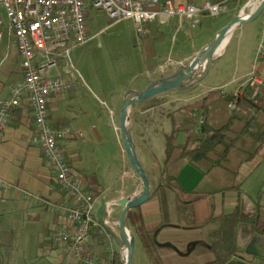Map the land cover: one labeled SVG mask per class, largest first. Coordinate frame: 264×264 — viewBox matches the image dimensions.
Listing matches in <instances>:
<instances>
[{
    "label": "crops",
    "instance_id": "1",
    "mask_svg": "<svg viewBox=\"0 0 264 264\" xmlns=\"http://www.w3.org/2000/svg\"><path fill=\"white\" fill-rule=\"evenodd\" d=\"M195 1L199 6L202 5L200 3L207 0ZM225 1L227 0H215L214 3ZM260 2V0H247L245 12L251 14L259 7ZM235 9L230 12L226 11L231 15L229 23L235 17L232 15ZM261 16L257 39L251 37L249 31H245L252 23L236 26L229 34L223 50L213 60L207 75L195 86V90L198 91L200 87H203L205 80L209 79L210 81L205 88L206 91L200 94L204 95L202 108L208 111L206 122L211 128L215 127L214 123L216 122H214L213 115H215V119H218L220 110H224V115H220V119L221 117L224 119V124L232 116H236L233 127L235 133H238L244 124L252 123L254 120L258 124L264 123V65H260L258 68L261 84L258 86L256 97H253V89L246 85V79L255 63L261 40L264 18L263 14ZM175 23L180 26L190 24L186 20L174 18L167 21V26ZM152 24L149 25L150 34H152ZM219 30L215 35L221 31ZM10 37L8 36L9 41L5 46H3L4 40L0 45V100L7 98L10 88L24 78L17 44L15 42L13 44ZM177 56L178 59L175 60L174 65L155 67L149 74L146 86L134 93L144 91L153 81L167 75L168 71L186 65L197 55L186 56L184 52H180ZM239 90L243 91V98L235 109H231L230 105L234 95ZM181 91L184 90L181 89ZM82 93L83 87L77 83L73 85L70 93L52 97L49 101V114L53 126L57 129L70 127L74 132V135L60 142L62 151L70 160L75 173L85 187L98 195V205L104 198L117 201L122 197L139 196L142 192V182L135 171L128 174L132 181L131 185L119 188L118 185L122 177L112 178V180L101 179L85 166L83 152L76 146L75 140L81 138L85 139L86 144H100L103 141V132L95 125L96 122L87 125L82 122V109L76 107L75 110H72L74 103H78V100L80 101L82 98ZM134 97V94L128 95L122 99V102ZM245 102L253 104L255 107L250 109ZM158 110V106L142 110L137 105L130 110V116L133 113H138L136 119L132 118V121L134 125L142 128L138 138V144L142 149L150 152L151 156H156L154 149L156 150L158 142L161 141L159 146H162V141L165 143V157L162 162L156 161L154 164H149L147 168L144 167L153 187L151 186L150 200L140 208L134 209L133 219L136 220L139 231L143 233H147L148 230L155 231V236L153 235L155 240L158 236H167V241L160 242L163 244L156 243L159 246L173 249V252L182 259H189V256L183 257L178 253H186L197 246L209 247L214 242L221 240L225 218L237 212L239 220L237 244L240 252L234 261L241 264H263L264 259L261 258V255H264V148L252 161L244 162L237 168L234 181L227 170L220 166H212L209 161L190 163L183 160L172 165L171 167L177 170L176 176L181 188L180 199L190 210V215L186 213L185 220L187 222L192 220L193 225L184 228L167 224L176 223V212H174L173 204H170L171 214L168 219L167 198H162L161 193H165V191L162 192L159 185L162 180L161 173L165 171L167 175L165 136L170 134L167 133V126L171 124L172 127V122L167 123V116L162 113L157 115ZM35 133L31 108L23 103L14 112L8 129L0 139V179L8 185L7 188L0 189V200L8 199L18 203L20 211H31L30 213L28 211V217L40 223V241L46 245L45 255L51 264H60L64 260H67L68 263L81 264L75 259L69 258L64 245L56 244L52 240V234L59 229H66L70 233L73 231L64 215L59 210L51 213L42 202L29 201L25 198L26 193L38 195L41 199L55 203L60 207L68 202L65 194L57 185L42 150L34 143ZM135 138L137 139L134 133ZM188 143V132L181 130L176 135V146L184 147ZM196 145L197 143H195ZM236 154L235 151L231 152L233 161H236ZM107 171L110 172V169ZM165 190L164 196H167V189ZM113 191L119 192L111 194ZM120 213L121 210H116L114 214L111 223L114 230L117 229L116 222ZM250 220H254V223H250ZM128 222L127 219L126 225L129 226L127 229L136 240L138 236L134 235L133 228ZM130 224L132 223L130 222ZM178 235L185 240L181 247L176 244H174L176 246L172 245L173 242H170L169 239ZM255 235H259L261 238H257L252 247L251 242ZM248 248H251L253 253H249ZM88 249L97 258L99 264L100 260L109 262V264H123L124 262L125 252L120 250L115 240L106 231L103 233L94 232ZM212 260L213 256L211 255L199 256L195 259L198 264H207ZM1 264H3L2 260Z\"/></svg>",
    "mask_w": 264,
    "mask_h": 264
},
{
    "label": "rangeland",
    "instance_id": "2",
    "mask_svg": "<svg viewBox=\"0 0 264 264\" xmlns=\"http://www.w3.org/2000/svg\"><path fill=\"white\" fill-rule=\"evenodd\" d=\"M207 1L215 2V0ZM174 2L198 5L195 0H174ZM246 2L247 0H227L223 6L228 12L236 8L232 13L235 17L244 13L249 15L245 12ZM230 16V13L226 12L217 16L203 12L194 27L191 24L180 26L177 23L167 26V22L161 24L157 20L152 24V34L140 37L131 21H114L106 12L98 11L88 4L86 17L89 40L72 47L69 55L64 56L66 60L63 59L60 62V71L63 73L66 72L67 60L70 62L72 71L79 79L75 85L79 83L83 87L82 98L78 100V103H74L72 110L76 107L82 109V122L85 125L96 122L95 125L103 132V141L100 144H86L85 139L81 138L75 140L76 146L83 152L84 164L88 170L96 173L101 179L112 180V178L122 177L119 188L131 185L132 181L128 174L135 170L125 153L123 138L118 129L124 104L122 99L144 88L149 74L155 67L174 65L180 52H184L186 56L199 55L215 40L217 30L220 28L222 30L229 24ZM3 18L7 23L5 15ZM261 20L262 16L251 22L252 24L245 29L254 39L259 36ZM3 32L6 33L3 43L5 46L10 35L6 28ZM10 38L13 44L16 43L13 36ZM203 70H200L199 74ZM209 83V79L205 80L203 87H200L198 91L193 87L189 90H175L158 96L162 104L158 106L157 115L162 113L167 116L169 124L176 119L179 129L182 130L187 127L182 122L186 118L193 119L197 127H201L208 111L202 108L204 95L200 93L206 91L205 88ZM220 115H224V110H220ZM220 115L218 119H215L213 115L214 122L216 121L214 128L224 124V119L222 117L220 119ZM129 117L133 137L134 133L137 137L134 139L135 147L143 166L147 168L149 164H154L156 161L162 162L165 157V143L162 141V146H159L161 141L158 142L156 150L154 149L156 156H151L150 152L148 153L138 144L142 128L134 125L130 113ZM172 127L171 124L167 126V133H171ZM199 137L197 130L196 139L191 142V148L195 146ZM235 164L236 161H232V167ZM108 169L110 172L107 171ZM171 172L176 174L175 168H171ZM18 207V203L8 199L0 200V259L2 263L51 264L45 255L46 245L40 241V223L28 217L30 210L20 211ZM147 233L144 232L145 235L140 238L136 237L133 264H191L195 261L194 256L182 259L170 249L153 250V245L157 244L156 242L163 244L160 242L167 241V236H158V240H155V231L148 230ZM169 239L173 242L172 245L176 244L178 247L185 242L179 235ZM60 264L74 263L64 260Z\"/></svg>",
    "mask_w": 264,
    "mask_h": 264
},
{
    "label": "built area",
    "instance_id": "3",
    "mask_svg": "<svg viewBox=\"0 0 264 264\" xmlns=\"http://www.w3.org/2000/svg\"><path fill=\"white\" fill-rule=\"evenodd\" d=\"M88 4L106 12L114 21H131L140 37L148 36L149 25L157 20L164 24L178 18L194 27L203 12L217 16L226 10L224 2L207 1L198 6L176 4L174 0H0V45L4 40L3 29L6 28L16 40L24 72L23 80L10 88L7 98L0 100V139L8 129L14 112L26 103L34 119V143L42 150L68 202L60 207L38 195L26 193L25 198L42 202L51 213L59 210L64 215L73 231L59 229L52 234V240L66 247L70 259L81 264H99L88 249L93 233L105 232L96 219L99 197L85 187L61 149L60 142L74 135L73 130L70 127L55 128L49 114L50 99L70 93L73 85L79 82L70 62L67 60L65 73L60 71V62L69 55L72 47L89 40ZM262 14L264 16V11ZM260 65H264V18L255 63L246 79V85L253 89V97L257 96L261 84L258 75ZM242 98L243 91L239 90L230 108L235 109ZM7 186L0 179V189ZM100 264L109 262L100 260Z\"/></svg>",
    "mask_w": 264,
    "mask_h": 264
},
{
    "label": "trees",
    "instance_id": "4",
    "mask_svg": "<svg viewBox=\"0 0 264 264\" xmlns=\"http://www.w3.org/2000/svg\"><path fill=\"white\" fill-rule=\"evenodd\" d=\"M160 104L162 103L159 101V97H155L144 103H140L137 106L142 110H146L157 107ZM245 104H247L250 109L255 107L253 104L251 105L248 102H245ZM134 107H136V105ZM203 109L205 110V108ZM258 112L260 113V111ZM137 115L138 113H133L131 118L136 119ZM172 122V132L165 136L167 175L165 171L161 173L160 176L162 180L159 187L161 190H163L162 192L165 191V193V189H167V196H164L165 193H161V195L162 198H167L168 219L169 215L171 214L170 204H173V208L175 209L174 212H176V223L167 224L188 228L193 225L192 220L191 222H187V220H185L186 213L190 215V210L185 207L186 205L180 199L181 188L179 186L176 174L171 172V166L183 160H187L190 163L209 161L212 166H220L227 170L232 175V180L234 181L237 175V168L244 162L252 161L264 148V123L258 124L254 120L252 123L250 122L244 124L240 131L235 133L233 127L236 122V116H232L227 123L217 128L209 127L206 122V117L204 118L202 123L203 125L201 127H197V123L193 122V119L186 118V120H183L182 122L185 126H187L184 129L189 134V143L184 147H178L175 144L176 135L182 129H179V124L177 125L176 119L172 120ZM197 130L200 137L196 140L197 145L194 148H191L190 145L192 144L191 142L196 139L195 133ZM234 151L237 152L236 164L234 167H232L233 159L231 152ZM151 186L153 187L152 183ZM134 211L135 210H132L128 213L127 219L129 221V225H131L133 228L134 235L140 238L145 234L139 231L138 224L136 223V220L133 219ZM130 222L132 224H130ZM249 222L254 223V220H250ZM238 224L239 220L237 217V212H234L230 216H227L224 220V231L221 240L214 242L209 247L202 248L197 246L193 247V249L186 253L178 254L183 257L189 256V258L194 256L195 259H197L199 256H213V260L207 264H241L237 261H234V258H236L240 252L237 244ZM126 226L129 228L128 224ZM164 248L166 247H162L157 244H154L152 247L153 250ZM166 249L173 250L168 247ZM191 264L198 263L194 261Z\"/></svg>",
    "mask_w": 264,
    "mask_h": 264
},
{
    "label": "water",
    "instance_id": "5",
    "mask_svg": "<svg viewBox=\"0 0 264 264\" xmlns=\"http://www.w3.org/2000/svg\"><path fill=\"white\" fill-rule=\"evenodd\" d=\"M263 11L264 0L261 2L259 7L251 14H240L235 17L217 34L215 40L192 61L176 70L168 71L167 75H163L159 79L153 81L144 91L136 94L132 93L135 95V97L124 102L122 111L120 113V125L118 129L120 130L121 136L123 138L125 153L142 182V192L139 196L133 198L122 197L117 201L104 198L102 199L96 212V219L99 224L115 240L120 250L125 252L123 264H133L135 251V237L132 233H130L126 226L127 215L130 211L143 206L150 200L151 197L150 179L137 154L133 132L130 126L129 113L131 108L135 105L144 103L168 92L181 89L189 90L197 86L207 75L209 68L213 63V60L218 55V50L220 49L224 41L228 39L231 31L238 25L249 24L256 21L261 17ZM203 60H209L210 63L199 74L200 70L197 68V65ZM118 192L119 191H113L111 194H117ZM116 210H121V213L119 215L118 221L116 222L117 229L114 230L111 223L113 221ZM257 238H261V236L255 235L251 242L252 247ZM251 250V248H248L249 253H253V251ZM261 258L264 259V255H261Z\"/></svg>",
    "mask_w": 264,
    "mask_h": 264
},
{
    "label": "bare ground",
    "instance_id": "6",
    "mask_svg": "<svg viewBox=\"0 0 264 264\" xmlns=\"http://www.w3.org/2000/svg\"><path fill=\"white\" fill-rule=\"evenodd\" d=\"M258 3V2H257ZM227 42V39L226 41H224V43L222 44V46L220 47V49L218 50V54H220V52L223 50L225 44ZM210 61L209 60H203L202 62H200L198 65H197V68L199 70H202V69H205L208 65H209Z\"/></svg>",
    "mask_w": 264,
    "mask_h": 264
}]
</instances>
